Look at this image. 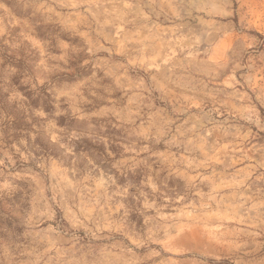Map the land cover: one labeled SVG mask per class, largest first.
<instances>
[{"label":"clouds","instance_id":"obj_1","mask_svg":"<svg viewBox=\"0 0 264 264\" xmlns=\"http://www.w3.org/2000/svg\"><path fill=\"white\" fill-rule=\"evenodd\" d=\"M0 264H264V0H0Z\"/></svg>","mask_w":264,"mask_h":264}]
</instances>
